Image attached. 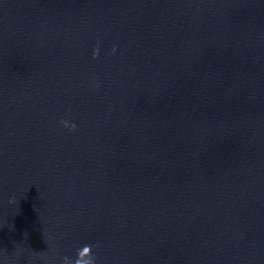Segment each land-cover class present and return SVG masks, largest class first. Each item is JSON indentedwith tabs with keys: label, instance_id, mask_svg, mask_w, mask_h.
<instances>
[{
	"label": "water",
	"instance_id": "1",
	"mask_svg": "<svg viewBox=\"0 0 264 264\" xmlns=\"http://www.w3.org/2000/svg\"><path fill=\"white\" fill-rule=\"evenodd\" d=\"M86 244L264 264V0H0V264Z\"/></svg>",
	"mask_w": 264,
	"mask_h": 264
},
{
	"label": "clouds",
	"instance_id": "2",
	"mask_svg": "<svg viewBox=\"0 0 264 264\" xmlns=\"http://www.w3.org/2000/svg\"><path fill=\"white\" fill-rule=\"evenodd\" d=\"M116 49L113 48V52H115ZM100 55L99 47H97L93 53V59H98ZM61 123L65 128H68L71 131L76 130V124L73 122H69V120H62ZM10 203H15L14 200H10ZM99 247V244L91 245L86 244L83 247L77 249L76 251V258L73 259L69 256H64L62 258V264H96L97 257L93 253V248Z\"/></svg>",
	"mask_w": 264,
	"mask_h": 264
}]
</instances>
